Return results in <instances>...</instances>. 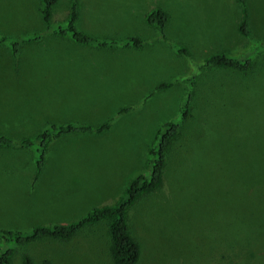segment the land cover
Listing matches in <instances>:
<instances>
[{
	"label": "rangeland",
	"instance_id": "1",
	"mask_svg": "<svg viewBox=\"0 0 264 264\" xmlns=\"http://www.w3.org/2000/svg\"><path fill=\"white\" fill-rule=\"evenodd\" d=\"M72 1L77 28L113 45L50 37ZM244 1L248 38L236 30L238 0H57L49 28L40 0H0V136L18 141L13 128L26 112L65 114L63 123L94 128L112 119L99 137L54 147L44 160L54 165L49 179L32 182L36 147L0 148V247L3 232L76 222L118 202L138 176L149 177L156 134L181 120L192 89L191 114L171 145L162 185L128 213L138 264H264V0ZM156 9L169 16L165 37L145 22ZM134 38L144 46L126 47ZM214 54L255 65L245 76L202 68ZM109 245L102 222L70 242L16 246L11 264H22L23 254L30 264H111Z\"/></svg>",
	"mask_w": 264,
	"mask_h": 264
},
{
	"label": "trees",
	"instance_id": "2",
	"mask_svg": "<svg viewBox=\"0 0 264 264\" xmlns=\"http://www.w3.org/2000/svg\"><path fill=\"white\" fill-rule=\"evenodd\" d=\"M241 6V18L236 26L239 35L248 38L250 36V29L248 23V10L244 0H238ZM57 0H40L41 8L40 14L45 27L49 28L52 25V8ZM79 19L78 3L71 2L69 14L66 17L63 26L55 28L51 36L60 38H69L72 42L81 46H98L107 48L113 45L111 42H99L87 35L85 32L77 28V21ZM145 22L148 26L157 28L164 35V30L169 22V16L161 9H156L149 12L145 16ZM166 40L165 38H163ZM5 39L0 40L4 42ZM34 41V40H31ZM145 42L138 38L131 39L126 47L140 49ZM19 43L13 42L11 44V53L13 57L19 54ZM180 53L184 56H189L185 49H181ZM255 62L251 59H237L228 57L225 54H214L207 57L203 62L202 68H216L227 69L233 72L246 75L250 68L254 67ZM191 87L195 85V78L188 80ZM170 84H161L157 86L159 90H166L170 88ZM194 96V91L189 90L186 94L185 102L181 108V120L178 122H168L162 126L155 137L156 145L149 150L148 166H150V175L138 176L134 179L127 188L122 199L110 206H103L95 208L87 213L84 217L76 222L69 224H59L53 226H37L26 233L21 232H3L1 233V240H3V247H0V264H11L12 258L16 254V246H25L30 243L47 239L57 242H70L85 228L96 226L102 222L107 224V234L109 237V257L111 264H138L141 257V248L138 241L132 236L129 224L128 213L133 206H135L144 197L151 195L157 191L163 183L164 170L167 164V158L173 141L180 135V130L184 123L189 119L191 114L190 103ZM127 111L120 110L118 114ZM112 119H109L104 124L98 127L87 125H77L74 123H66L63 125H50L33 138H22L18 141H12L8 137L0 136V148L4 149H31L36 147L38 153V160L35 166L34 181H36L38 174L44 166V160L47 155V150L53 141L59 139L64 135L88 133L101 135L110 130ZM158 142V143H157ZM13 246H12V245ZM22 264H30V258L23 254L21 259Z\"/></svg>",
	"mask_w": 264,
	"mask_h": 264
},
{
	"label": "crops",
	"instance_id": "3",
	"mask_svg": "<svg viewBox=\"0 0 264 264\" xmlns=\"http://www.w3.org/2000/svg\"><path fill=\"white\" fill-rule=\"evenodd\" d=\"M15 72L16 71L14 69H11L12 81L16 80ZM16 81H18V80H16ZM49 89H51L50 85H49ZM63 108H65V107H63ZM66 116L67 115H65V114L59 115V113H57V114L56 113H54V114H51V113L50 114H38V113H34V112H26V114L24 116H21V118L18 120V122H19L18 126H20V128H13V137L20 138V139L36 137L37 135H39L40 132H42L45 128H47L50 125L66 124V123H63V122H66L68 120L66 118ZM18 130H19V132L16 134L15 131L17 132ZM101 135H103V134H101ZM101 135L94 134L93 137L96 138V137H99ZM88 137L91 138L92 134L78 133V135L64 137L61 140L57 141V143H54L48 147L46 156H47V158L49 157V155L51 154L54 147H58L61 145H66V144L67 145H72L74 143L77 144V142H81V141H83V139L87 140ZM20 139H16V140H20ZM20 151H22V150H20ZM45 164H44L42 170L40 171V173L38 174V177H37L35 182H37L38 179L42 176H44V179H46L47 176H49L48 179L52 178V175H53L52 170H53L54 165L53 166L49 165V168H47V166ZM50 167H51V169H50ZM68 172L75 175V173L72 170H70ZM65 174H66V172H65ZM34 176H35V170H34V174L32 176V182L34 181ZM68 179H73V177L68 178ZM74 179H78V177L76 176V177H74Z\"/></svg>",
	"mask_w": 264,
	"mask_h": 264
}]
</instances>
